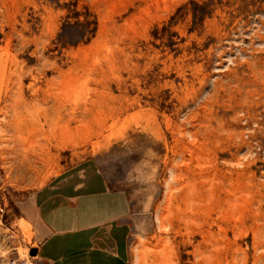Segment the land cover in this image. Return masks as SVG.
Instances as JSON below:
<instances>
[{
    "label": "rangeland",
    "instance_id": "374dc122",
    "mask_svg": "<svg viewBox=\"0 0 264 264\" xmlns=\"http://www.w3.org/2000/svg\"><path fill=\"white\" fill-rule=\"evenodd\" d=\"M71 173L134 264H264V0H0V262Z\"/></svg>",
    "mask_w": 264,
    "mask_h": 264
},
{
    "label": "crops",
    "instance_id": "0c3cea01",
    "mask_svg": "<svg viewBox=\"0 0 264 264\" xmlns=\"http://www.w3.org/2000/svg\"><path fill=\"white\" fill-rule=\"evenodd\" d=\"M131 206L101 178L61 174L25 206L31 229V264H134L129 244Z\"/></svg>",
    "mask_w": 264,
    "mask_h": 264
},
{
    "label": "water",
    "instance_id": "95a60500",
    "mask_svg": "<svg viewBox=\"0 0 264 264\" xmlns=\"http://www.w3.org/2000/svg\"><path fill=\"white\" fill-rule=\"evenodd\" d=\"M37 253H38V250H37L36 247H33V248L30 250V254H31L32 256L37 255Z\"/></svg>",
    "mask_w": 264,
    "mask_h": 264
},
{
    "label": "built area",
    "instance_id": "2783aa9c",
    "mask_svg": "<svg viewBox=\"0 0 264 264\" xmlns=\"http://www.w3.org/2000/svg\"><path fill=\"white\" fill-rule=\"evenodd\" d=\"M0 264H5V263L0 262ZM11 264H16V260H13V261L11 262Z\"/></svg>",
    "mask_w": 264,
    "mask_h": 264
}]
</instances>
